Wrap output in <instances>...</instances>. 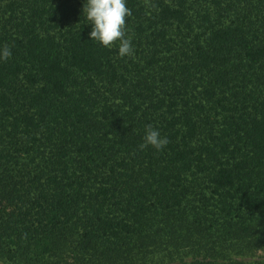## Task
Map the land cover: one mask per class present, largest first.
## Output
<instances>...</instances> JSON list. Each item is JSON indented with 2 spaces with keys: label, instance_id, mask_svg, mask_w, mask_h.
Returning a JSON list of instances; mask_svg holds the SVG:
<instances>
[{
  "label": "trees",
  "instance_id": "obj_1",
  "mask_svg": "<svg viewBox=\"0 0 264 264\" xmlns=\"http://www.w3.org/2000/svg\"><path fill=\"white\" fill-rule=\"evenodd\" d=\"M84 2L0 0V262L264 264V0Z\"/></svg>",
  "mask_w": 264,
  "mask_h": 264
},
{
  "label": "clouds",
  "instance_id": "obj_2",
  "mask_svg": "<svg viewBox=\"0 0 264 264\" xmlns=\"http://www.w3.org/2000/svg\"><path fill=\"white\" fill-rule=\"evenodd\" d=\"M130 15L127 0H85L83 6V16L92 26L90 39L99 42L105 48H111L119 42L118 55L121 58L134 53L132 38L126 33V18ZM11 55L9 47H0V61L8 60ZM168 143L167 137L162 136L157 128L147 126L141 148L151 146L163 150Z\"/></svg>",
  "mask_w": 264,
  "mask_h": 264
},
{
  "label": "rangeland",
  "instance_id": "obj_3",
  "mask_svg": "<svg viewBox=\"0 0 264 264\" xmlns=\"http://www.w3.org/2000/svg\"><path fill=\"white\" fill-rule=\"evenodd\" d=\"M186 254L185 257L186 259L190 262L193 258L191 257V255ZM246 261L251 262L254 261L256 259H264V252L263 251H258L257 253H253L252 255L246 256V258H244Z\"/></svg>",
  "mask_w": 264,
  "mask_h": 264
}]
</instances>
